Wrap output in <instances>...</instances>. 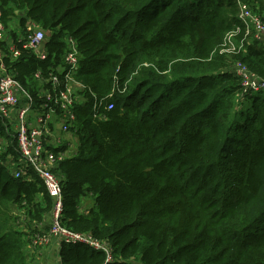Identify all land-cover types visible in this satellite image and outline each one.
Listing matches in <instances>:
<instances>
[{
    "label": "trees",
    "instance_id": "1",
    "mask_svg": "<svg viewBox=\"0 0 264 264\" xmlns=\"http://www.w3.org/2000/svg\"><path fill=\"white\" fill-rule=\"evenodd\" d=\"M243 3L264 14V0H0L12 37L30 21L45 31V57L6 58L38 111L61 112L67 38L79 49L76 151L53 170L62 223L111 252L61 242L63 264H264V91L244 96L232 71L264 78V43L246 34ZM0 139V264H28L54 201L34 170L6 167L21 153L1 116Z\"/></svg>",
    "mask_w": 264,
    "mask_h": 264
},
{
    "label": "built area",
    "instance_id": "2",
    "mask_svg": "<svg viewBox=\"0 0 264 264\" xmlns=\"http://www.w3.org/2000/svg\"><path fill=\"white\" fill-rule=\"evenodd\" d=\"M0 8V116L3 117L10 128L16 133L18 148L21 153L19 161L8 157L5 165L10 168L15 177H20L27 170H34L44 182L49 194L53 198V207L49 215L48 231H37L29 236L31 244L38 249L47 246L52 237H57L65 243H82L95 250H103L108 255L111 246L94 237L91 233L77 232L62 223L63 193L62 184L54 167L62 159L74 154L69 149L55 152L54 148L62 145L60 133H67L71 123L75 120L72 106L82 99L83 84L78 82L74 75L79 67V49L74 38H67V51L63 56L64 77L67 81V89L62 91L57 99L60 101L61 112L57 113L52 106L43 105L46 111H38L34 107V97L29 90L21 86L16 76L7 68L6 58H17L21 55L20 46L38 53L42 58L44 53L45 31L34 22H29L24 32L18 31L16 38L7 32ZM239 17L246 28V34L253 39L264 43V14L254 10L252 4L243 3ZM236 31H231L227 37V51H233L236 46L231 37ZM7 43L4 45V42ZM232 71L241 77L243 93H255L264 91V78L254 74L245 63L236 62ZM39 80L45 81L42 73L36 74ZM49 81L54 86L60 82L58 73H51ZM81 89H76V86ZM50 97L48 92L45 93ZM112 108V104L109 105ZM52 121H55L54 123ZM57 124V130L56 125ZM6 143L0 139V152L5 150ZM53 147V148H52ZM59 253V251H58ZM60 257V256H59ZM56 264H63L58 260Z\"/></svg>",
    "mask_w": 264,
    "mask_h": 264
},
{
    "label": "crops",
    "instance_id": "3",
    "mask_svg": "<svg viewBox=\"0 0 264 264\" xmlns=\"http://www.w3.org/2000/svg\"><path fill=\"white\" fill-rule=\"evenodd\" d=\"M76 86V85H75ZM76 89H81V87L76 86ZM53 123L55 121H52ZM63 134H71L70 132L67 133H63ZM90 199H84L83 203H82V209H84V204H86V207L90 206ZM16 213H18L19 215L22 214V211L20 209H16ZM19 221H22L21 223V227L24 230H27V226L28 224L25 222H23L22 220V215L20 216V218L18 219ZM30 226L34 227V223L29 222ZM49 216H46L43 223L40 224L37 228L41 231H48L49 229ZM61 245V241L59 238L57 237H52L49 244L47 246H45L42 249H38L35 248L31 243H28L26 245V257H27V261L28 264H56L59 260V248Z\"/></svg>",
    "mask_w": 264,
    "mask_h": 264
},
{
    "label": "rangeland",
    "instance_id": "4",
    "mask_svg": "<svg viewBox=\"0 0 264 264\" xmlns=\"http://www.w3.org/2000/svg\"><path fill=\"white\" fill-rule=\"evenodd\" d=\"M232 43H233V40H232ZM234 44V43H233ZM235 45V44H234ZM242 94L247 95L249 93H243ZM56 125V130H57V124ZM60 137H61V143H65L68 145V148L69 151H72L73 153L76 151V142L77 140L72 136V134H63V133H60ZM87 205L84 204V207H86Z\"/></svg>",
    "mask_w": 264,
    "mask_h": 264
}]
</instances>
